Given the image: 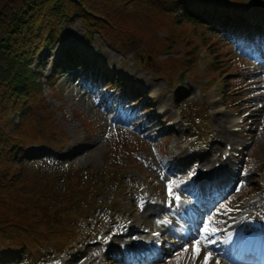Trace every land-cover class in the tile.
I'll return each instance as SVG.
<instances>
[{
    "label": "rangeland",
    "instance_id": "374dc122",
    "mask_svg": "<svg viewBox=\"0 0 264 264\" xmlns=\"http://www.w3.org/2000/svg\"><path fill=\"white\" fill-rule=\"evenodd\" d=\"M234 1L238 5L230 0H205L203 4L211 6L216 2L220 9L241 7L251 21L248 20L249 25L253 22L259 23V26L253 30L257 38H254L252 42L247 40L241 45L243 49L247 47L244 53L251 61L248 64L251 71L246 72V77L244 76L246 82L236 86L240 100L235 105L239 107L237 112L231 103L230 108L224 101L218 100L220 94L216 90L204 91L208 84L207 80L203 83L208 77L204 71L208 69L204 59L200 57H196L193 64L198 72L197 80L200 83L190 78L185 82H173L168 79L169 73L156 74L154 72V70L163 69L161 59L182 51L178 44L173 52L163 50L159 43L156 44V53L162 50L163 52L159 53L156 58L146 60L144 65L139 62L141 54L137 49L125 53L120 48L111 46L105 39L96 36L90 42L88 52L98 53L99 64L88 65L86 68L75 67L59 73L56 78L60 88L64 91V96L60 99L55 98L53 90L46 87L50 105L54 106L55 113L69 137L59 150L39 146L31 147V150L49 152L57 162L59 161L67 168L70 166L103 168L111 167L107 157L110 156L109 147L113 140L130 138L138 141L141 139L144 146L136 147L131 151L137 161L122 170L128 174L125 179L126 182L130 181L129 192L125 196L117 195L118 201L113 204V212L122 209L127 215L121 218V213L114 217L112 211L102 212L105 217L102 225L97 224L99 228L97 239L82 243L81 246L76 244L69 254L61 255L58 259L43 264H76L79 259L90 256L94 251L102 254L94 262H101L104 261L105 256L115 255L112 257L115 261H111V264H135L125 263L124 243L131 236L139 235L145 228L154 226L156 218L166 211V195L171 179L176 181L177 190L183 194L186 208L194 205L196 214L193 217L189 216L190 219L182 217L184 224L180 232L167 230L164 252L145 264H202L204 253L200 258L193 260V242L197 236L202 234L200 230L206 224H210V228L219 229L214 237H209V239L215 238L217 244L206 248V251L214 253L211 264H215L216 260H219L221 264L224 262L223 259L230 257L231 251L228 248L230 240L223 237L225 230L229 227L227 226L228 220L233 218L236 211L248 200L255 199L258 204L259 198H262L264 203V170H261L264 164V82L262 81L264 74L259 75L258 72L257 75V71L263 64L262 60L264 61V9L260 6L264 3L259 2L260 5H256L251 0H245L243 4H240L242 0ZM203 30H205L204 35L210 33L204 25H199L198 34L194 35L197 40H202ZM64 31L66 45L86 46L85 28L79 21H65ZM47 52L50 57H47ZM202 55L201 53L200 56ZM259 55L262 56V60L259 59ZM58 56H61L60 42L42 51V67L46 74L52 71V60ZM143 57L145 58L144 53ZM251 59L257 60L252 61ZM105 67L113 68L126 79L134 78L137 85L143 88L141 94L144 99L133 100V91L128 86H125V90L124 86L109 89L107 82L99 76V73L97 74V71L100 72ZM261 70H264V66ZM250 77L251 79L248 80ZM259 80L263 83L260 84ZM245 84L247 86H244ZM182 89H185V98L179 103L175 96ZM152 98L154 103H151ZM195 105H200L201 108L195 112L198 129L204 136L206 121H210L212 132L205 139L182 147V143L189 138L201 135V133L198 134V130H194L196 126L193 118L187 112L189 107ZM223 105L227 106L226 110L216 112V109ZM164 109L166 111L163 112ZM203 114L206 117H203ZM252 115L255 116L252 117ZM167 117H171L172 120L167 122ZM180 118L181 121L172 123ZM83 119L94 123L95 127L87 128ZM163 121L167 122V129L162 126ZM237 126L241 129H233ZM154 135L161 139H153ZM232 139L236 141L237 147L243 145L250 157L247 163H244L238 155L233 154L232 174L227 176L223 183L213 186V189H210L212 198H208L201 192H205L203 185L199 189L193 188L194 185L189 182L184 170L198 163L200 165L213 163V157L221 153L226 143L231 142ZM162 144L166 146L167 153L170 155L176 152L181 155L170 156L169 161L162 159L158 151L162 148ZM129 154L130 152L127 151L119 152V156L123 158H128ZM110 160H114V156ZM179 165L183 166L178 168ZM178 174H181V177H177ZM108 195L102 192L101 201L112 202L108 200ZM157 206H161V209L154 211L153 209ZM255 210L256 208L253 209L254 212ZM100 215L96 214L95 219H101ZM194 222L197 224L196 227H192ZM260 229L249 231L247 237L243 239L241 257L245 258L243 255L249 253L251 248L257 250L254 246L264 254V239L259 242L255 240L260 234ZM203 243L204 241L201 242V246ZM185 244L188 245L187 251L182 250ZM7 251L16 254L12 248H7ZM240 256L235 264H258L255 260L254 262L239 261ZM16 264L26 263L17 262Z\"/></svg>",
    "mask_w": 264,
    "mask_h": 264
},
{
    "label": "trees",
    "instance_id": "16d2710c",
    "mask_svg": "<svg viewBox=\"0 0 264 264\" xmlns=\"http://www.w3.org/2000/svg\"><path fill=\"white\" fill-rule=\"evenodd\" d=\"M77 19L86 28L88 42L98 33L125 51L136 45L145 51L147 40L164 49L183 42L187 53L184 59L190 65L202 45L216 80L225 70L233 69L238 57L232 41L248 26L243 14L232 15L225 8L202 6L194 0H0V255L5 258L0 260L2 263L25 257L32 262L56 257L79 239H88L90 235H84L80 229L91 225L92 214L103 209L96 200L98 187H106L118 176L113 168L103 174L99 169L89 171L84 167L65 173L60 166L48 164L46 154L41 157L36 152L25 153L29 145L59 148L67 139V132L44 93L40 77L44 72L38 65L35 68L30 64L43 49L61 41V56L55 58L53 73L47 77V83L58 88L55 77L60 70L92 61L86 49L63 43V21ZM199 25L210 33L204 35L203 30L199 44L186 41L190 35L198 34ZM168 61L164 67L167 70L184 65L174 58ZM104 74L107 80L116 79L110 69ZM189 74L182 73V79ZM229 86L221 82L227 92ZM132 87L137 96L139 88ZM182 94L183 91L178 93V100ZM17 111L21 113L20 121L14 123L11 114ZM6 246L20 253L12 256Z\"/></svg>",
    "mask_w": 264,
    "mask_h": 264
},
{
    "label": "snow or ice",
    "instance_id": "6c2138e0",
    "mask_svg": "<svg viewBox=\"0 0 264 264\" xmlns=\"http://www.w3.org/2000/svg\"><path fill=\"white\" fill-rule=\"evenodd\" d=\"M172 182L169 183V192L171 195L175 196V199L177 202H179L180 197L179 195H176L172 193ZM169 205L171 206V201H169ZM231 211V209H229ZM158 223H168L167 219L158 221ZM201 235L197 236L196 239L193 242V260L198 258L201 255V252L206 249L209 245H215L217 244V240L215 238L209 239V237H214L215 232L219 231V229L210 228V224H206L201 228ZM158 235V234H155ZM204 241L203 246H201V242ZM188 245L185 244L183 251H187ZM178 255V254H177ZM214 253L212 251H206L204 252L203 261L202 264H211V261L213 259ZM215 264H220L219 260H216Z\"/></svg>",
    "mask_w": 264,
    "mask_h": 264
},
{
    "label": "bare ground",
    "instance_id": "6f19581e",
    "mask_svg": "<svg viewBox=\"0 0 264 264\" xmlns=\"http://www.w3.org/2000/svg\"><path fill=\"white\" fill-rule=\"evenodd\" d=\"M260 74H264V70H260L259 71V75ZM262 82V81H261ZM251 105V104H250ZM226 126V125H225ZM227 135H228V132H227ZM231 135V134H230ZM229 139H230V136H229ZM212 147H214V146H212ZM220 147V146H219ZM214 150V149H213ZM215 181V176H214V179H211V178H209L208 179V181L206 180V182H204V184H205V186H204V190H205V192H211L210 191V188H212L213 187V185L211 184V183H213ZM161 209V206H157V208H154L153 210L154 211H159ZM153 210H152V212H153ZM240 214V212H238V213H236V216L235 217H233V218H237L238 217V215ZM149 222H150V220H149ZM260 232V231H259ZM257 238H255V240H259V239H264V227H263V231L261 232V234H259V235H257L256 236ZM253 240H254V238H253ZM254 240V241H255Z\"/></svg>",
    "mask_w": 264,
    "mask_h": 264
}]
</instances>
